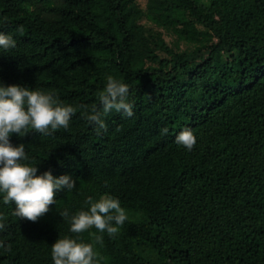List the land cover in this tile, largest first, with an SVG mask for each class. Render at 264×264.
Here are the masks:
<instances>
[{"label": "trees", "instance_id": "trees-1", "mask_svg": "<svg viewBox=\"0 0 264 264\" xmlns=\"http://www.w3.org/2000/svg\"><path fill=\"white\" fill-rule=\"evenodd\" d=\"M5 18L0 32L16 46L0 49V83L77 109L68 129L10 143L37 175L76 187L58 190L37 222L0 194V242L11 247L0 264H54L52 244L77 238L59 211L102 195L128 214L95 245L102 264H264V0H0ZM109 75L129 86L134 115L113 110L97 134L84 111H102ZM184 129L191 151L175 142ZM91 233L78 239L93 243Z\"/></svg>", "mask_w": 264, "mask_h": 264}, {"label": "clouds", "instance_id": "clouds-1", "mask_svg": "<svg viewBox=\"0 0 264 264\" xmlns=\"http://www.w3.org/2000/svg\"><path fill=\"white\" fill-rule=\"evenodd\" d=\"M0 23H7L6 18ZM18 30L23 31V27ZM15 46L11 35L0 32V49L6 51ZM128 93L126 83L111 75L107 77L106 86L98 95L102 111L95 106L90 113L87 109L84 111L85 118L95 127L97 134L107 130L102 116L113 110L128 118L134 115L133 105L127 102ZM76 111L72 105L63 104L52 92L0 83V194H3L4 204H15L17 217L37 222L56 202V192L71 190L76 187V182L69 175L55 177L51 171L37 175V167L29 162L24 145L13 146L10 135L23 136L29 131L51 135L60 128L68 129ZM167 132L166 127L161 130L162 135ZM175 142L191 151L196 137L190 129H184L176 135ZM84 203L87 209L71 216L67 210L59 211L63 219L69 220L70 231L77 234V238H59L52 244L54 264H102L104 257L95 245L103 246V233L115 237L128 220L119 199L111 195H102L97 200L89 196ZM4 219L0 216V230L5 228ZM92 228L96 229V233H91L93 243L78 239L79 234ZM0 247H5L3 242H0ZM5 250L10 251L11 247L7 246Z\"/></svg>", "mask_w": 264, "mask_h": 264}, {"label": "rangeland", "instance_id": "rangeland-1", "mask_svg": "<svg viewBox=\"0 0 264 264\" xmlns=\"http://www.w3.org/2000/svg\"><path fill=\"white\" fill-rule=\"evenodd\" d=\"M144 1H146V0H142V2H144Z\"/></svg>", "mask_w": 264, "mask_h": 264}]
</instances>
